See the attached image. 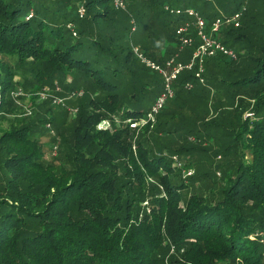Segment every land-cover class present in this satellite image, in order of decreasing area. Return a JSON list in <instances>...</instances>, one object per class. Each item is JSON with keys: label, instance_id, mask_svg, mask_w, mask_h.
Instances as JSON below:
<instances>
[{"label": "trees", "instance_id": "trees-1", "mask_svg": "<svg viewBox=\"0 0 264 264\" xmlns=\"http://www.w3.org/2000/svg\"><path fill=\"white\" fill-rule=\"evenodd\" d=\"M154 1L143 15L155 10L159 26L139 43L162 68L181 51L176 31L186 21L167 7H192L208 25L241 14L219 39L237 59L219 54L204 64L211 89L199 88L197 69L172 83L180 97L185 83L207 91L198 109L217 96L239 100L211 132L226 162L202 175L196 162V177L184 179L189 169L176 157L195 149L183 119L191 104L178 98L147 120L166 83L134 51L132 11L86 0L80 18L78 0H0V264H264V0ZM69 75L89 96L78 104L72 143L59 135L52 99L38 105L47 112L13 119L16 89L34 104L48 81ZM205 177L218 190L204 192Z\"/></svg>", "mask_w": 264, "mask_h": 264}, {"label": "rangeland", "instance_id": "rangeland-1", "mask_svg": "<svg viewBox=\"0 0 264 264\" xmlns=\"http://www.w3.org/2000/svg\"><path fill=\"white\" fill-rule=\"evenodd\" d=\"M149 2H151V0H125L127 12L132 11L134 15V19L136 20V21L133 20L132 22V33L134 34L132 37L133 38L132 44L134 43L135 45L134 51L135 53L137 51L138 55L142 56L145 60H148V58L145 55L146 51L141 48L139 41L143 40L144 42V38L149 34L153 35L156 26H159L158 21L154 14L155 10H153L152 13L149 14L148 16L143 15L144 12L147 13L148 9H150L148 6ZM157 2L158 1L155 0L152 3L153 5L154 4L156 5L158 4ZM85 3H86V0H78V3L75 5V8L73 7V11L75 12V15H77L80 7L82 6L86 7ZM213 4L211 3V5L208 6L207 10L209 12L212 11ZM181 7H184V6H181ZM164 8H166V4L161 7V9H164ZM175 8L178 9L180 7L175 6ZM219 8L221 7H218L217 9ZM198 10L201 11L202 8H199ZM121 15H122V12H119V16ZM166 15L170 16L169 13H166ZM161 24H163V22H161ZM173 25H174V22H171L170 26H173ZM225 31L226 30H224V32ZM224 32L220 33L216 37L218 39H221ZM190 34H192V37H194L195 39V42L192 43V46L181 49L180 51L177 48V43H175L174 47L177 48L179 52L177 56H173L172 58L168 59L169 61L171 59H174L176 61H183V62H189L191 60L192 54L194 52L193 50L195 49L194 46L196 45V41H198V39H197L196 30L194 28L191 29ZM127 38H130V37L127 35ZM171 38L172 40L170 41H173L174 37H171ZM237 56L238 55L236 53V58ZM212 59L213 58L206 60L205 63L207 64L208 61ZM142 61H143L142 64L144 66L142 67L143 68L147 67L148 72H150L151 74H155V76H157L158 74L159 75L161 74L159 70L154 69L150 65H147L143 59ZM153 64H155L156 67L159 66L160 68H162V64L159 65V63L156 61ZM206 68H205L204 73H202V78H204V75L206 74ZM16 80H19V78L17 77ZM80 80L81 79L75 78L74 76L69 75V76L64 77L62 80L55 79V80L48 81L44 89V92L39 94L40 95L39 99L36 100V103L34 104H32V100L28 96L29 94H27L24 90L22 91V88H18L19 90L16 89V91H14L11 96V100H12L11 102H12V107H13V110H12L13 119L21 120V119H24V116L31 117L32 115H34L35 112L37 113L47 112L46 108L40 107L38 105H41L45 101H49V99H52L53 111L61 123V127H60L61 133L59 135L63 136V139L64 138H66V140L68 139L69 143H72L74 140V133H73V130L75 128L74 122L78 118V113H79L77 109L78 104L81 101L88 102L87 99L89 98L87 92H84L83 94V91H82L83 87L81 86ZM199 83H200L199 88H203L207 86L208 89H211L210 85H208V81L205 78H204V82L199 81ZM185 84H183V86L181 87L184 90L183 93L186 94V96L180 97L177 93L178 88L176 87L174 89V94L172 91V97L168 98L166 105L160 111L159 115L161 113H164L169 108V106L176 105V99L178 98L181 99L183 103L186 102L187 105L191 104L193 106V109L188 110L186 116H183V119L185 123L190 125L188 127H191L192 129L195 130V132L189 134L187 137L190 143V146H192V148H195V149L192 150L191 152L192 155L188 157L184 156V157H178V158L176 157V158L180 163L183 164V166H187L189 170H193V171H196L195 169H193V166H195L196 162H198V164L200 165V175L205 174L206 172H212V171L217 173L218 169L215 167L224 164L226 160H225V157H221L218 155L220 149L216 148L214 135L211 132L217 129L215 128V126L218 127L219 125H223L220 123L221 120H218L219 118H221L222 114L227 115L224 120V121H227L228 116H230L229 113H233L234 112L233 110L236 109V107H238V105L240 104L239 100L234 99L233 101H230V100L225 99L222 101L224 97L217 96L214 99L215 101L208 100V102H206L205 104L202 103L201 107L198 109L197 106L195 107L194 103L197 102L198 105H200L201 100L199 99V96L207 95V91H203V92L199 91L197 89L198 83H194L193 87L191 88H187L186 87L187 84L186 85ZM21 86L25 88V85H21ZM160 89H161V86H160ZM18 91H21V94L17 95ZM164 93H166V87L162 88L161 95ZM43 96H44V99H43ZM155 103L156 102H154V104ZM61 105L62 106L66 105L68 107V110H67L68 113L66 112L63 113L64 108H60ZM147 111L148 109H146V112ZM248 115H249L248 111H246L244 116L247 117ZM156 121L157 120L155 119L154 122ZM16 124H19V123H16ZM102 125L108 127L107 122L106 123L104 122V124ZM10 126L11 125H10L9 120H6V122L2 124V127L6 129L10 128ZM17 126H20V125H17ZM46 128L51 130V134L55 133V131L53 130V125L46 124ZM63 139L60 138V143L62 142ZM42 143L46 148L51 146V144L53 143L51 140V136H45V133H44L42 137ZM58 154H59V147L57 144L53 148V152L48 155V158H51V156H58ZM220 174L218 173V179H216V181L218 182L223 181V178L220 176ZM194 176H192L191 178L196 177ZM203 180L204 181H202L200 185L203 187L204 192L207 191V193H210L211 191L213 192L214 190H218V183H214L213 179L211 180V178L209 179L205 177L203 178ZM189 183L193 184L194 181L190 180Z\"/></svg>", "mask_w": 264, "mask_h": 264}, {"label": "built area", "instance_id": "built-area-1", "mask_svg": "<svg viewBox=\"0 0 264 264\" xmlns=\"http://www.w3.org/2000/svg\"><path fill=\"white\" fill-rule=\"evenodd\" d=\"M114 4L116 8L126 10V3L124 0H114ZM166 9L169 10L171 14L186 17V21L183 22L176 31L179 41L181 42V48L183 49L192 46V43L195 42L194 37H192V34H190L192 28L196 30L199 45L197 46L191 60L188 63L185 64L172 59L167 62L166 68H160L159 66L156 67V65L151 61L145 60L142 56H140V58H142L147 65H150L154 69L160 71L166 83V93L162 94L157 99L156 103L153 105L150 113L147 116V120L152 122L155 121L156 115L164 108L168 98L172 97V91L174 94L172 83L177 80L182 72L195 71V69H197L195 74L196 78L198 81L204 82L202 73L205 71L204 64L207 59L215 58L219 54H224L231 60L237 59L236 52L226 48V46L216 36L221 33L225 24L232 23L235 25V27H239L241 14H236L233 18H216L211 25H208L206 18H204L196 9L192 7L178 9H170L167 7ZM85 14V7H80L78 10L79 17L83 18ZM136 54H138L137 51ZM186 87L191 88L193 87V84L187 83ZM19 94H21V91L17 92V95ZM176 162L179 167H182V164L177 160V158ZM193 174V170L184 171L185 178L190 177Z\"/></svg>", "mask_w": 264, "mask_h": 264}]
</instances>
